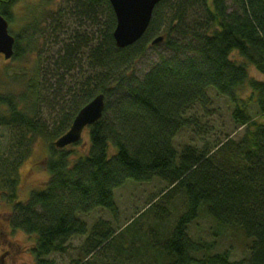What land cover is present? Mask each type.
<instances>
[{
  "label": "trees",
  "instance_id": "16d2710c",
  "mask_svg": "<svg viewBox=\"0 0 264 264\" xmlns=\"http://www.w3.org/2000/svg\"><path fill=\"white\" fill-rule=\"evenodd\" d=\"M12 1L0 0L9 22ZM116 26L110 0H71L53 15L45 11V29L40 18L17 36L3 71L9 87L0 88V128L12 148L10 156L0 150V186L14 204L13 227L36 237L39 264L71 256L83 238L71 264H264V80L248 71L264 76V0H162L143 38L125 49L116 45ZM161 36L169 53L140 75ZM212 92L231 102L242 136L221 133L179 150L183 129H203L198 111H210ZM101 94L105 112L87 147L57 150L54 143ZM40 140L51 149L50 179L16 202L19 168ZM155 179L167 187L125 227L99 220L89 228L81 218L99 209L118 216L115 191ZM178 196L185 211L165 230ZM205 217L212 242L190 236ZM143 220L149 230H133ZM222 239L244 245L245 258L232 261V248L217 253Z\"/></svg>",
  "mask_w": 264,
  "mask_h": 264
},
{
  "label": "rangeland",
  "instance_id": "374dc122",
  "mask_svg": "<svg viewBox=\"0 0 264 264\" xmlns=\"http://www.w3.org/2000/svg\"><path fill=\"white\" fill-rule=\"evenodd\" d=\"M70 1L71 0H45L46 14L53 15L60 8L66 7ZM13 28L14 25H10V29ZM168 53L169 51L164 46L159 45L151 48L146 58L138 67L139 74H144L150 65L158 61L160 56L167 55ZM233 59L239 61L243 60L237 53L233 54ZM15 64L16 67L20 65L18 62ZM5 67L6 60L4 57H0V88L3 92H7V90H3L4 87L6 89L9 87L5 80L7 78L3 74ZM248 71L251 77L264 80V76L253 66L248 67ZM14 90H16V88ZM211 99L212 105L209 112H204L201 107L198 111L201 116L200 124L203 126V129L195 130L192 127L185 128L175 139L179 150L189 144L202 147L206 140L213 141L221 133L231 134V138L233 139H238L242 136L244 130L241 128L236 129L237 126L232 119L233 106L231 102L227 98L217 96L215 92L211 93ZM199 133H202L203 137L200 136ZM9 135L10 133L8 130L0 128V146H2L0 150H2V155L9 150L8 156H10L12 151L9 145ZM88 143L89 132H85L79 146L77 148L71 147L70 149L82 150L87 147ZM114 151L115 150L112 148L111 152ZM50 154V146L44 141L40 140L34 145L32 155L21 165L18 171L20 182L18 186V199L16 202H25L30 198L33 192L42 191L46 188L50 179V174L45 169L43 162ZM166 187V183L162 182L160 179L142 184L129 181L123 187L115 191L118 216L115 217L110 212L99 209L81 218L87 222L89 228L97 221L105 220L110 222L114 229L118 230L119 228L125 227L138 213L146 210L148 208V203H151L159 196L160 192ZM2 189L6 191L5 187L1 188L0 186V195H3ZM173 203L175 205V210L171 216L172 220L166 225L165 230H172L178 215L185 211L182 196H178ZM12 212L13 208L11 203L9 204V199L0 196V261H3L2 263L0 262V264H39L32 253L36 237L29 236L23 231L15 230L11 227L10 215ZM152 216L153 214L149 215V218ZM141 226H143L142 230H149L151 226L150 221H141L133 230H138ZM211 226L212 223L208 218L205 217L204 219H200L190 226V236L192 238L201 237L205 241L212 242L213 236L210 230ZM83 241L84 238L74 241L71 256L57 255L52 259L56 260V264H71V259L78 257L79 248ZM228 248H232V261H241L247 254L244 245L240 244L237 240L231 241L227 239L219 240L216 252L221 253Z\"/></svg>",
  "mask_w": 264,
  "mask_h": 264
},
{
  "label": "water",
  "instance_id": "95a60500",
  "mask_svg": "<svg viewBox=\"0 0 264 264\" xmlns=\"http://www.w3.org/2000/svg\"><path fill=\"white\" fill-rule=\"evenodd\" d=\"M162 0H110L117 19L114 39L119 49L128 48L140 41L146 34L153 12ZM164 42V37H159L152 45ZM16 40L9 32V22L0 15V55L9 61L14 56ZM106 108L105 95L101 94L87 104L75 118L70 130L55 142L57 149H65L78 144L83 137L86 127L99 122Z\"/></svg>",
  "mask_w": 264,
  "mask_h": 264
},
{
  "label": "flooded vegetation",
  "instance_id": "af4514ba",
  "mask_svg": "<svg viewBox=\"0 0 264 264\" xmlns=\"http://www.w3.org/2000/svg\"><path fill=\"white\" fill-rule=\"evenodd\" d=\"M9 11L12 20V22L10 21V24L14 25L13 35L15 36V39L22 32L27 22L31 23L32 21H38V19L41 18L42 26L45 29V0H13ZM0 196H3L5 199L7 198L4 194ZM10 203L11 202H9V204ZM11 205L13 208L14 204L11 203ZM13 214L14 211L10 215V225L13 229L18 230L12 225L11 220ZM0 262L2 263L3 261Z\"/></svg>",
  "mask_w": 264,
  "mask_h": 264
},
{
  "label": "bare ground",
  "instance_id": "6f19581e",
  "mask_svg": "<svg viewBox=\"0 0 264 264\" xmlns=\"http://www.w3.org/2000/svg\"><path fill=\"white\" fill-rule=\"evenodd\" d=\"M92 126H93V125H92ZM92 126H88V127H86L85 130H84V133H85V132H90V128H91ZM86 130H87V131H86Z\"/></svg>",
  "mask_w": 264,
  "mask_h": 264
}]
</instances>
